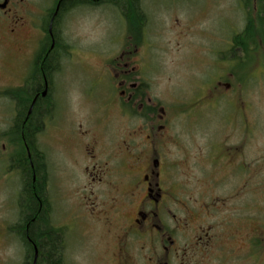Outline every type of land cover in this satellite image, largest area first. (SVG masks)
<instances>
[{
  "label": "flooded vegetation",
  "instance_id": "1",
  "mask_svg": "<svg viewBox=\"0 0 264 264\" xmlns=\"http://www.w3.org/2000/svg\"><path fill=\"white\" fill-rule=\"evenodd\" d=\"M173 1L0 0V161L19 180L18 225L12 232L18 238L22 232L32 243L34 257L38 247L30 225L44 209L49 233L56 230L60 241L61 264H264L260 183H249L240 169L243 124L223 132L224 149L214 151L211 125L191 123L189 170L200 176L188 201L171 181L179 166L165 154V140L173 135L167 133L162 95L151 92L161 70L147 26L149 13ZM101 9L124 15L127 40L120 54L102 58L106 94L97 110L69 124L68 86L60 72L69 49L67 29L79 15ZM234 36L238 56L228 61L230 67L225 61L228 70L205 98L221 89L229 92L233 84L226 75L235 73V108L244 114L245 56ZM85 93L95 98L93 89ZM124 121L123 134H115ZM198 125L202 143L196 139ZM54 129L61 147L72 153V171L64 175L62 221L54 217L60 207L50 193L55 163L43 148L44 136L51 137ZM234 129L240 130L236 141L231 140ZM37 181L45 189L42 199Z\"/></svg>",
  "mask_w": 264,
  "mask_h": 264
},
{
  "label": "rangeland",
  "instance_id": "2",
  "mask_svg": "<svg viewBox=\"0 0 264 264\" xmlns=\"http://www.w3.org/2000/svg\"><path fill=\"white\" fill-rule=\"evenodd\" d=\"M173 2L162 3L160 9L149 13L147 26L148 38L156 45L153 53L160 57L161 70L160 75L152 79L151 92L162 95L167 110V133L173 135L165 140V154L179 166L178 172L171 174V181H176L182 187L184 200H189L195 176H200L189 170L194 133L191 123L197 121L202 125H211L210 146L214 151L224 149L220 143L223 132L232 125L243 124L245 162L240 169L245 171V179L249 183H260L261 207L264 209V19L258 16L260 0ZM101 10L98 14L79 15L67 29L69 49L65 55L67 57L61 62L60 72L68 86L65 97L69 124L80 115L97 110L101 97L106 94L105 81L99 73L102 58L111 59L120 54L127 40L124 15L116 10ZM259 26L261 34L258 32ZM246 27L247 31L254 32V39L249 34V39L245 40L248 51L244 55L249 58L243 76L242 99L245 107L244 114H238L235 108L238 92L235 73L226 75L233 84L229 92L221 89L219 93L214 91L205 97L210 86L228 70L225 61L230 67L233 62L228 61L238 56L232 37L235 33H242ZM253 42L257 49L255 53L252 50ZM145 51L146 48L141 50L143 53ZM219 56L224 61L219 60ZM248 73L250 75L246 76ZM90 88L95 92L94 99L85 93ZM192 103L195 104L193 108ZM115 124L116 121L112 122L110 127H115ZM120 125L118 123L115 128L117 135L123 134L126 122ZM200 128L201 125H198L195 132L201 134L196 138L198 143H202L204 134ZM211 129L207 127V133L211 134ZM239 132L234 129L232 141L238 139ZM61 144L59 130L54 129L51 137L47 134L44 136L43 148L51 154L55 163L50 172V193L56 199L57 207H60L54 216L56 221L63 220L64 175L72 171V153ZM17 177L0 161V264H24L26 259L22 240L12 232V226L18 221L16 200L19 201L21 197L16 193L19 188Z\"/></svg>",
  "mask_w": 264,
  "mask_h": 264
},
{
  "label": "trees",
  "instance_id": "3",
  "mask_svg": "<svg viewBox=\"0 0 264 264\" xmlns=\"http://www.w3.org/2000/svg\"><path fill=\"white\" fill-rule=\"evenodd\" d=\"M260 3H261V5L259 7L258 16L260 19L261 18L264 19V0H260ZM133 17H135L134 14H133ZM258 32L260 33V26H259ZM261 33H262V31H261ZM249 34H250V38L254 39V32L247 31V27H246L242 33L236 34L233 38L235 44L236 43L242 44L243 53L245 55H246V52L248 51V45H246L245 40L249 39V38H247V37H249ZM263 38H264V36H263ZM261 44H262V42H261ZM253 45L254 46H253L252 50L255 53V51L257 49L255 47L254 42H253ZM248 59L249 58L246 56L244 63H243V66H242L243 69H245V64L247 63V61H249ZM249 75H250V73L246 74V76H249ZM41 173L43 174L44 172H41ZM37 182L39 185V181H37ZM37 192H38V195H37L38 198L42 199L45 197V189L43 188V183H42V185H39ZM26 198H27V194H26ZM36 204H37V208H38L39 207L38 201L36 202ZM37 213H38V216L36 218V221L33 223L31 222V225H30L31 239L36 244V246L38 247V251H39L37 264H61L62 253H61V245H60L59 238L55 234L57 232H56V230H54V233H52V234L49 233V222H48L47 215H46L44 209H42L41 212L38 210ZM17 225L18 224L12 226V229L17 228ZM20 238L27 246L26 259H25L24 264H33L34 253H33L32 243H30L26 239V237L23 235L22 232L20 233Z\"/></svg>",
  "mask_w": 264,
  "mask_h": 264
},
{
  "label": "water",
  "instance_id": "4",
  "mask_svg": "<svg viewBox=\"0 0 264 264\" xmlns=\"http://www.w3.org/2000/svg\"><path fill=\"white\" fill-rule=\"evenodd\" d=\"M37 259H38V250L36 248V253H35V257H34V264H37Z\"/></svg>",
  "mask_w": 264,
  "mask_h": 264
}]
</instances>
